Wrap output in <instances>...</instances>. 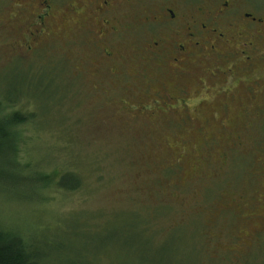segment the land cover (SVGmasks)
Returning <instances> with one entry per match:
<instances>
[{"label":"rangeland","instance_id":"374dc122","mask_svg":"<svg viewBox=\"0 0 264 264\" xmlns=\"http://www.w3.org/2000/svg\"><path fill=\"white\" fill-rule=\"evenodd\" d=\"M64 8L31 43L37 2L0 0V97L26 88L13 108L37 111L18 156L0 148V226L44 264H264L263 93L220 92L212 59L164 74L126 36L103 60L96 20ZM255 64L237 72L264 81ZM65 171L78 188L56 185Z\"/></svg>","mask_w":264,"mask_h":264},{"label":"flooded vegetation","instance_id":"af4514ba","mask_svg":"<svg viewBox=\"0 0 264 264\" xmlns=\"http://www.w3.org/2000/svg\"><path fill=\"white\" fill-rule=\"evenodd\" d=\"M35 1L41 11L33 13L28 23L26 42L37 43L51 9L64 5L70 14L96 20L98 29L91 32L104 44L98 51L103 60L120 55L116 44L126 36L138 43L141 63L150 64L157 71L185 76L191 73L197 59H212L211 77L225 80L218 88L220 92L229 93L241 81L252 100L263 93V99L260 98L264 102V81L248 80L237 72L244 68L250 73L258 66L255 57L264 58L257 45L264 42V0ZM235 45L240 48L236 50ZM211 81L212 85L216 84ZM263 125L264 114L260 119V126ZM259 164L262 171L256 175L262 188L255 196L264 202V157Z\"/></svg>","mask_w":264,"mask_h":264},{"label":"trees","instance_id":"16d2710c","mask_svg":"<svg viewBox=\"0 0 264 264\" xmlns=\"http://www.w3.org/2000/svg\"><path fill=\"white\" fill-rule=\"evenodd\" d=\"M29 80L31 78H28ZM29 87V82L25 84ZM26 96H35L33 92L26 90V88L18 89L15 97H0V148H4L5 154L13 153L18 156L19 140L24 135L21 131L24 125L32 123L37 116V111L22 112L19 109L13 108L20 100L21 94ZM44 94L38 96V99ZM11 108L10 110H8ZM21 127V129H19ZM6 155L7 163H17V159H9ZM21 165L24 168L30 167V162ZM6 175V174H4ZM80 179L72 172L65 171L58 175L57 183L59 188L73 190L79 187ZM0 264H44L43 261L37 260L35 257L30 240L28 236L22 235L20 231H15L10 228H3L0 226Z\"/></svg>","mask_w":264,"mask_h":264}]
</instances>
